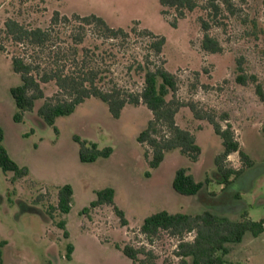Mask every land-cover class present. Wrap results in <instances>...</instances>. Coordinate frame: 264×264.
<instances>
[{
  "label": "rangeland",
  "instance_id": "rangeland-1",
  "mask_svg": "<svg viewBox=\"0 0 264 264\" xmlns=\"http://www.w3.org/2000/svg\"><path fill=\"white\" fill-rule=\"evenodd\" d=\"M247 1L239 5L236 16H227L224 26L210 30L223 46V53L209 54L201 48L199 18L206 14L200 9L173 28L162 16L159 0H0V46L5 47L0 49L3 144L15 162L29 169L27 177L13 183L14 174L0 168V243H7L0 246L4 264H140L124 255L122 249L127 245L145 248L155 257L154 264H180L175 255L178 238L163 231L147 239L140 231L146 218L162 211L197 215L207 210L232 220L240 217L241 210L249 212L254 221L264 218V103L256 93V84L236 82L241 66L248 75L257 76L264 89V0ZM55 11L69 17L96 14L115 29H134L129 37L103 40L94 34V26L85 28V36L83 26L74 22L63 36L70 45L73 35H84L79 51H112L115 56L108 57L107 63L115 73L114 80L132 91H141L144 85L145 73L127 72L136 61L146 62L150 40L144 30L166 37L163 57L166 69L178 78L177 98L212 115L223 129L231 125L253 166L247 168L238 153L230 155L225 169L244 172L237 178L232 176L226 185L216 165L224 151L222 139L207 120L195 119L189 107L182 108L176 119L181 128L195 135L202 149L199 160L193 162L175 150L158 169L150 168L152 153L137 140L153 117L144 105H128L115 119L107 104L91 98L72 115L57 119V133L38 114L57 92L56 85L50 83L44 86L45 98L24 115L23 122H15L18 109L11 89L21 80L12 59L20 49L7 38L5 24L13 19L29 28L45 29ZM59 45L62 51L68 49V45ZM154 62L159 63L157 58ZM75 137L89 142V147L95 143L99 149L112 148L113 153L109 158L83 163ZM181 168L204 183L196 196H183L174 190L173 181ZM65 185L74 190L69 214L57 210L59 189ZM106 188L115 190V205L125 213L128 225H122L114 206L82 213L97 199V192ZM61 221L65 230L59 228ZM192 237L187 236V240ZM69 245L74 246L71 259L67 258ZM260 246L264 244L244 252H255ZM239 258V264H264L260 254L251 258L241 254ZM139 259L146 256L141 254ZM188 262L193 264L191 258Z\"/></svg>",
  "mask_w": 264,
  "mask_h": 264
},
{
  "label": "trees",
  "instance_id": "trees-1",
  "mask_svg": "<svg viewBox=\"0 0 264 264\" xmlns=\"http://www.w3.org/2000/svg\"><path fill=\"white\" fill-rule=\"evenodd\" d=\"M60 1V0H59ZM161 14L167 19L173 28L178 27L181 20L189 14L200 9L206 17H200L199 23L203 32L201 48L209 54L223 53L220 41L210 34L215 26H224L227 16H236L239 5H246L247 0H159ZM74 22L80 23L83 34L87 36L86 27L94 26V34L103 40H118L120 36L129 37L134 29L129 32L123 28L115 29L108 22L96 15L81 16L74 14L72 17L62 15L55 11L49 26L43 28H29L16 20L9 19L5 24L7 38L16 45L20 51L12 59L14 72L19 75L21 84L11 89V94L18 109L14 120L21 123L24 115L32 112L37 101L45 98L44 86L54 83L57 92L48 98L39 109L38 114L43 121L55 128L56 121L60 117L72 115L78 106L86 100L96 98L107 104L111 115L115 119L121 117L122 111L128 106H146L152 113V120L143 130L137 140L142 146L152 153L149 160L151 169H158L166 155L179 150L183 156L193 162H197L202 149L198 145L196 137L189 130L181 128L177 123V115L184 107H189L197 120H207L214 128V132L222 139L223 153L217 157L216 165L223 175L224 183L230 184L232 176L239 177L244 170L225 169L227 158L238 153L246 163L247 168L253 166V161L247 153L241 149L240 143L235 138L231 125L225 129L212 115L198 111L194 104H186L180 101L176 94L179 90V81L175 74L165 67L164 48L167 39L156 35L146 29L143 34L150 40L146 62L136 61V66L130 65L128 73H145L144 85L141 91H132L121 87L115 80V73L108 57H113L112 51L78 50V45L84 42V35H73L72 44L63 39L67 28ZM82 33V32H81ZM60 43L68 45L66 51L59 47ZM1 45L0 49L4 50ZM157 58L159 63H155ZM199 74V73H198ZM236 82L242 86L250 83L256 84V93L264 103V89L258 83L255 75H248L239 67ZM168 96H172L168 100ZM80 144L79 157L83 163H94L100 158H109L112 148L99 149L98 145L82 141L75 137ZM4 130L0 126V168L4 173H13L12 182L23 179L29 175L27 167H21L9 155L4 144ZM146 152V157H149ZM149 175V173H148ZM204 187V183L195 180L194 176L186 168L176 172L173 188L183 196H196ZM74 190L72 186L65 185L59 189V201L57 210L61 214H69L73 206ZM116 192L113 188H106L97 192V199L90 207L83 209L87 214L91 209L101 206H114L116 214L120 217L122 225H128L125 213L115 205ZM59 228L65 230V222L61 221ZM141 233L149 240L157 237L161 232H168L178 238L179 244L175 253L180 259V264H189L188 258L193 264H229L228 256L232 247L243 242L246 235L257 238L264 232V219L254 221L246 212L239 219L232 220L217 212L207 210L202 214H171L162 211L146 218L140 229ZM67 236L68 233L65 232ZM187 236H193L191 241ZM2 241L0 246H6ZM74 246H68L67 258L71 259ZM122 252L134 263L154 264L155 257L145 248L134 249L125 246ZM145 255L146 259L140 260L139 255ZM0 264H4L3 252L0 251Z\"/></svg>",
  "mask_w": 264,
  "mask_h": 264
},
{
  "label": "crops",
  "instance_id": "crops-1",
  "mask_svg": "<svg viewBox=\"0 0 264 264\" xmlns=\"http://www.w3.org/2000/svg\"><path fill=\"white\" fill-rule=\"evenodd\" d=\"M246 212L249 216L250 219L251 216H250V213L247 212L246 210H241V214ZM240 214V216H241ZM236 219H239V218H236ZM234 218V220H236ZM264 219V218H263ZM261 243L264 244V232L262 235H260L259 237L255 238L253 237L252 235H246L243 242L240 243V244H237L235 246L232 247V251L230 253V255L228 256V260H229V264H239L240 263V258L239 256L242 254V255H247L249 258H251V256H254V255H261V256H264V246L259 248L258 250H256L255 252H244L245 250L247 249H250L251 247L255 246V245H260Z\"/></svg>",
  "mask_w": 264,
  "mask_h": 264
}]
</instances>
